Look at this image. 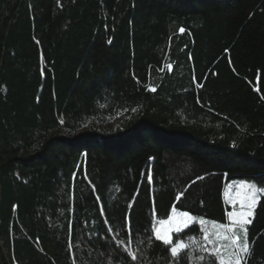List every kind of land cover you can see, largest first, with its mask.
<instances>
[{"label":"trees","instance_id":"obj_1","mask_svg":"<svg viewBox=\"0 0 264 264\" xmlns=\"http://www.w3.org/2000/svg\"><path fill=\"white\" fill-rule=\"evenodd\" d=\"M256 73L264 0H0L2 264H213L199 223L178 261L153 228L173 206L224 224L226 182L264 189ZM257 197L242 264H264Z\"/></svg>","mask_w":264,"mask_h":264},{"label":"snow or ice","instance_id":"obj_2","mask_svg":"<svg viewBox=\"0 0 264 264\" xmlns=\"http://www.w3.org/2000/svg\"><path fill=\"white\" fill-rule=\"evenodd\" d=\"M180 31L183 32L184 29L181 28ZM169 68H171V65H169ZM152 91H155V89L153 88ZM237 187L240 190L236 193L240 204V211H231L228 213L229 224H217L213 221L211 222L210 230L208 227H204L208 223L204 218L194 217L187 211H178L173 206L171 208V215L166 220L158 221V224L163 230L161 228H153L155 238L162 241L163 244L171 246V255L178 261L180 253L189 249L197 241L194 237L189 236L187 242L179 240L173 246L171 233H180L183 228L189 226L190 221L199 220L203 231V241L206 244L212 245L210 255L214 257L213 264H217V262L218 264H242L246 256L251 254L246 225L251 223L249 217L254 215V208L258 199L257 192H264V189H258L255 184L246 182H241ZM225 195L227 196V190ZM212 237H215V239H212ZM223 241L227 243H222ZM202 250H205L204 246H202ZM200 259L203 260L204 258L200 257Z\"/></svg>","mask_w":264,"mask_h":264},{"label":"rangeland","instance_id":"obj_3","mask_svg":"<svg viewBox=\"0 0 264 264\" xmlns=\"http://www.w3.org/2000/svg\"><path fill=\"white\" fill-rule=\"evenodd\" d=\"M42 73H43L44 85H43L41 94L38 96V105L40 107L44 108L50 114V116L52 118L51 120L54 121L53 120L54 118L52 117V113H53V108H52L53 107V100H52V93H51V81H50V78H49V76H48V74L46 72L43 71ZM263 78H264V73L263 74L256 73L253 76V78H252V83L255 86V89L259 93H261L262 96L264 97V91H263V89L261 87ZM241 182H246V183L254 184V183H252V182H250L248 180L235 179V180H231V181L226 182L225 185H224L223 196H224V199H225L226 204L228 206L227 219H226V223H224L225 225H227V224L230 223L229 217H228V213L229 212H231V211H240V204H239V200L237 198L236 193L238 191H240L238 189L237 185H239ZM257 188L260 189L259 187H257ZM226 190H227V196L225 195ZM258 192H257V194H258ZM192 216H194V215H192ZM194 217H197V216H194ZM252 217H249V219L251 220ZM197 218H202V217H197ZM205 220L208 222L205 225H209L210 226L212 221H210L208 219H205ZM193 223H199V220L190 221L189 222V225H191ZM246 227H247V225H246ZM155 228H161V226L159 224H157L155 226ZM161 230H163V228H161ZM175 233L176 232H172L171 233V237H172V240H173V246L178 242V241L177 242H174V234ZM225 235H226V233H225ZM213 239H215V237H213ZM222 243H227V242L226 241H223Z\"/></svg>","mask_w":264,"mask_h":264},{"label":"water","instance_id":"obj_4","mask_svg":"<svg viewBox=\"0 0 264 264\" xmlns=\"http://www.w3.org/2000/svg\"><path fill=\"white\" fill-rule=\"evenodd\" d=\"M0 264H2V260H1V258H0Z\"/></svg>","mask_w":264,"mask_h":264}]
</instances>
